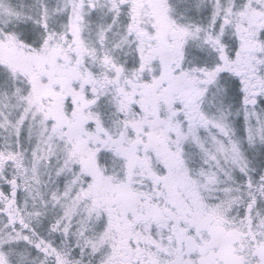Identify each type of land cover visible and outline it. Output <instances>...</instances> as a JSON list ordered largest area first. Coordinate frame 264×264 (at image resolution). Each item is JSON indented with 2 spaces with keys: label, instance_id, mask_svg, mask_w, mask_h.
Masks as SVG:
<instances>
[{
  "label": "snow or ice",
  "instance_id": "1",
  "mask_svg": "<svg viewBox=\"0 0 264 264\" xmlns=\"http://www.w3.org/2000/svg\"><path fill=\"white\" fill-rule=\"evenodd\" d=\"M0 264H264V0H0Z\"/></svg>",
  "mask_w": 264,
  "mask_h": 264
}]
</instances>
